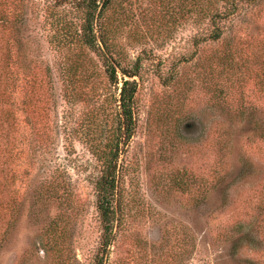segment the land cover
Returning <instances> with one entry per match:
<instances>
[{
	"label": "rangeland",
	"instance_id": "374dc122",
	"mask_svg": "<svg viewBox=\"0 0 264 264\" xmlns=\"http://www.w3.org/2000/svg\"><path fill=\"white\" fill-rule=\"evenodd\" d=\"M48 1L0 0V36L15 42L14 49L16 38L27 42L23 48L43 68L50 65L53 78V88H35L34 99L44 92L45 101L32 108L22 157L3 152L0 159L2 182L11 172L17 200L11 214L9 190L1 192L0 264H58L55 233L48 229L53 219L54 239L65 250L62 264H93L101 240L90 181L97 162L88 137L98 139L112 126L102 109L110 102L90 96L92 83L83 88L88 95L65 96L62 68L48 42L51 16L44 8L54 0ZM116 1L123 19L117 48L129 58L141 55L144 69L137 128L121 157L123 215L105 264H264V241L234 246L236 222L243 216L263 221L264 141L241 122L240 111L264 114V0L235 22V67L228 75L216 61L223 40L202 43L194 59L180 62L196 49L193 0ZM121 85L113 87L116 96ZM179 176L188 183L198 176L200 189H180ZM54 180L70 183L65 203L48 199ZM197 193L205 195L199 203Z\"/></svg>",
	"mask_w": 264,
	"mask_h": 264
},
{
	"label": "trees",
	"instance_id": "16d2710c",
	"mask_svg": "<svg viewBox=\"0 0 264 264\" xmlns=\"http://www.w3.org/2000/svg\"><path fill=\"white\" fill-rule=\"evenodd\" d=\"M260 2V0H193L191 10L194 13V22L199 28L194 36L196 49L184 56L180 62L194 59L202 43L223 40L227 42L226 48L223 53L216 56V61L223 65V73L233 74L235 53L232 48L236 43L235 22L240 15L247 14L254 6H259ZM116 6V0H54L44 8L51 16L48 42L56 51L58 65L62 68L65 96L73 98L88 95L83 93V88L92 83L93 94L90 96L102 97L103 101L110 102L108 107L102 109L111 116L112 126L98 139H95V136L88 137L91 139L90 150L97 162L96 172L90 181L95 190V202L102 226L101 240L94 254L93 264H105L109 246L116 236L115 228L119 226L123 215L121 186L125 159L121 157L137 128L138 77H142L144 69L141 55L129 58L117 48L118 29L123 19L116 13ZM56 8L63 13L57 15ZM2 24L0 18V26ZM23 44L16 38L18 48L14 49L15 42L0 36V159L3 152L22 157L19 148L22 150L26 144L25 133L32 123V108L36 102L45 101L44 92H40L34 99L35 88L38 86L40 90H44V84L48 88H53L51 66L46 65L43 68V61L30 57ZM176 75L175 73L173 76L164 77V80L172 81ZM21 80H25L24 94L22 98H18L17 91ZM120 83L122 85L119 95L116 96L113 87L118 88ZM42 106L43 104L41 108L45 110V106ZM250 108L244 107L240 111L241 122L252 125L254 138L264 141V114L255 115L254 109ZM248 109L250 113L245 115ZM250 140L253 141V137ZM198 179L196 176L193 182L188 183L183 176H179L176 184L180 189L196 191L200 189ZM5 181L2 182L0 167V195L2 191L9 190L8 203L5 205L13 214L17 200L13 195L15 191L9 186L14 183L11 172L5 174ZM42 186L44 185L39 186L40 192ZM48 188L49 200H60L65 203L71 197L70 183L65 180L57 182L54 180ZM204 196L197 193L194 201L199 203ZM67 206L71 207L70 202H67ZM260 207L263 214L262 222L252 219L247 221L244 220L247 219L244 216L236 222L239 232V237L234 243L236 250L249 244L255 246L263 244L264 201ZM49 225V234L53 231L55 233L52 237L54 250L57 252L56 255L61 256L58 264H62L65 250L54 239L58 232L57 219H53Z\"/></svg>",
	"mask_w": 264,
	"mask_h": 264
}]
</instances>
